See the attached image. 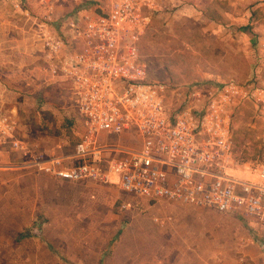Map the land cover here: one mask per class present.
Segmentation results:
<instances>
[{"label": "built area", "instance_id": "built-area-1", "mask_svg": "<svg viewBox=\"0 0 264 264\" xmlns=\"http://www.w3.org/2000/svg\"><path fill=\"white\" fill-rule=\"evenodd\" d=\"M159 1L111 0L101 12L56 28L41 23L42 56L67 87L73 153L35 151L4 113L0 154L9 147L54 179L115 185L153 205L209 208L264 226V161L246 166L232 127L247 105L264 126L259 73L208 89L151 80L140 45Z\"/></svg>", "mask_w": 264, "mask_h": 264}, {"label": "crops", "instance_id": "crops-1", "mask_svg": "<svg viewBox=\"0 0 264 264\" xmlns=\"http://www.w3.org/2000/svg\"><path fill=\"white\" fill-rule=\"evenodd\" d=\"M17 1L0 0V114H11L19 134L35 151L71 155L76 136L61 109L67 87L48 70L36 40L38 27L46 22L56 28L94 15L109 7L111 0H26V8L13 10ZM174 1H191L190 13H201L202 0ZM123 138L130 143L128 136ZM27 164L21 153L2 148L0 264H56L59 259L53 248L65 233L76 232L74 226L97 217L102 220L104 214L112 216L118 200L121 211L132 209L128 194L118 186L54 179ZM134 205L152 208L153 221L158 219L164 229L165 264H264V244L250 228L254 225L263 237V225L252 218L174 202L151 205L143 198ZM135 213L128 211L138 218ZM151 256L145 251L142 264H151ZM67 257L86 262L84 256Z\"/></svg>", "mask_w": 264, "mask_h": 264}, {"label": "rangeland", "instance_id": "rangeland-1", "mask_svg": "<svg viewBox=\"0 0 264 264\" xmlns=\"http://www.w3.org/2000/svg\"><path fill=\"white\" fill-rule=\"evenodd\" d=\"M200 6L201 13L196 15L190 13L191 1L161 0L159 9L152 11L140 45L149 78L179 86L201 84L208 89L230 80L244 82L259 73L264 85V43L260 45L264 18L259 12L264 11V0H234L232 4L229 0H202ZM12 8H26V0L12 3ZM61 104L68 116V94ZM232 125L236 151L246 166L264 161V126L255 118L252 106L238 110ZM245 175L252 177L248 168ZM126 194L132 201L128 203L131 210L121 211L122 201L118 200L112 216L86 220L72 228L76 232L65 233V239L53 248L59 259L56 264H79L68 254L84 256L85 264H142L145 251L152 254L151 264H165V232L153 221V209L134 205L140 197ZM132 210L138 218L128 214ZM250 228L264 244V234L261 237L254 225Z\"/></svg>", "mask_w": 264, "mask_h": 264}, {"label": "trees", "instance_id": "trees-1", "mask_svg": "<svg viewBox=\"0 0 264 264\" xmlns=\"http://www.w3.org/2000/svg\"><path fill=\"white\" fill-rule=\"evenodd\" d=\"M260 13H261V15L263 16V18H264V11H259ZM72 125V122L70 123V126ZM74 145H75V143H74Z\"/></svg>", "mask_w": 264, "mask_h": 264}]
</instances>
